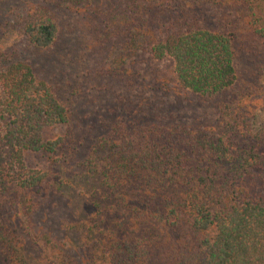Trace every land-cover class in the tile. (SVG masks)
<instances>
[{
  "label": "trees",
  "instance_id": "16d2710c",
  "mask_svg": "<svg viewBox=\"0 0 264 264\" xmlns=\"http://www.w3.org/2000/svg\"><path fill=\"white\" fill-rule=\"evenodd\" d=\"M12 4L0 0V32L17 30L37 54L59 39L55 13L79 12L84 0ZM101 16L105 39L123 35V55L168 60L182 90L236 111L219 135L194 138L162 102L124 94V115L79 158L68 151L62 86L41 60L1 52L0 258L26 264L27 246L4 219L18 210L57 264H78L36 230L46 198L61 192L59 174L25 162L45 154L65 164L73 154L81 176L101 178L79 226L90 264H264V127L253 131L245 112L264 67V0H118Z\"/></svg>",
  "mask_w": 264,
  "mask_h": 264
},
{
  "label": "rangeland",
  "instance_id": "374dc122",
  "mask_svg": "<svg viewBox=\"0 0 264 264\" xmlns=\"http://www.w3.org/2000/svg\"><path fill=\"white\" fill-rule=\"evenodd\" d=\"M115 1L118 0H84L79 12H56L59 39L45 52L31 53L17 30L0 32V53L17 48L23 53V59L41 60L39 71L62 86L65 99H68L67 108L73 115L70 118L72 129H66L72 136L68 151L76 149L78 157H84L87 149L106 134V123L124 115L121 102L124 94H142L154 102H162L168 113V109L176 113L175 122L186 127L191 137L211 139L219 135L223 129L222 120L230 118L236 110L225 111L214 99H204L182 90L168 60L149 59L141 56L140 50L123 55L122 34L112 33L105 39L102 9ZM17 3L18 0H9V6ZM253 80L259 92L245 112H250L251 128L257 131L264 127V67ZM72 155L65 164L54 162L45 154H32L25 159L31 169H52L59 174L62 183L58 195L50 194L46 198L36 217V230L63 243L78 264H90L79 226L88 217L91 195L102 188L101 178L81 176L76 162L79 160ZM17 213L19 217L7 211L5 225L7 230L17 229V235L25 242L26 264H57L50 250L35 241L18 210ZM0 264L8 263L0 258Z\"/></svg>",
  "mask_w": 264,
  "mask_h": 264
}]
</instances>
